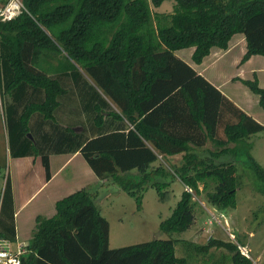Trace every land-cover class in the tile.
<instances>
[{
  "label": "trees",
  "instance_id": "obj_1",
  "mask_svg": "<svg viewBox=\"0 0 264 264\" xmlns=\"http://www.w3.org/2000/svg\"><path fill=\"white\" fill-rule=\"evenodd\" d=\"M165 1H172L171 12L153 11ZM6 2L0 0L2 5ZM22 3L17 17L0 21V98L9 95L17 104L6 111L11 157L39 156L50 179L52 151L33 143L27 133L35 112L53 119L64 90L57 79L47 76L42 64L63 55L74 84L78 87L81 82L95 94L96 89L102 91L122 117L113 115L120 126L90 139L65 130L62 141L67 148L55 152L78 151L97 179L132 197L137 210L148 189H154L162 203L169 200L173 181L178 179L184 189L171 215L159 224V232L167 238L117 249L108 247V223L91 192H74L56 202L53 216L35 219L21 264H187L213 247L233 253L227 257L231 264H251L240 250L244 244L211 240L198 245L172 237L193 225L194 197L204 194L217 211L236 208L242 178L238 168L243 165L253 190L264 196V167L253 158L249 141L264 131V124L238 108L176 52L193 48L191 60L201 64L212 49L226 50L231 38L241 34L246 44L241 62L264 57V0ZM242 83L258 97L264 112V87L256 79ZM27 88L42 92L43 100L23 104ZM99 122L104 124L101 118ZM177 155L180 161L173 166L160 160ZM13 215L12 186L6 178L0 239L8 242L15 238ZM176 245L184 247L185 257L176 256Z\"/></svg>",
  "mask_w": 264,
  "mask_h": 264
},
{
  "label": "crops",
  "instance_id": "obj_2",
  "mask_svg": "<svg viewBox=\"0 0 264 264\" xmlns=\"http://www.w3.org/2000/svg\"><path fill=\"white\" fill-rule=\"evenodd\" d=\"M0 6H2L1 3ZM169 6L172 10V4ZM155 11L168 13L164 10L160 11L159 8H155ZM245 46L243 35L237 34L231 38L226 50L212 49L201 64L190 61L193 48L187 53V57H178L238 108L258 123L264 124L262 119L256 118L264 117L262 109H260L262 111H258L259 116L253 114L257 112L256 108L259 106L258 97L242 83L243 80L256 79L259 87H264V57L252 56L245 63H241L245 54ZM230 56H232L233 64L239 69L238 72L228 76H222L221 72L211 75V70L216 68L219 62L221 65L217 67H221L224 60ZM252 62L260 63L261 66H253ZM68 64L63 55H57L42 64L43 71L47 76L57 79L64 92L57 98L53 119H45L35 112L30 118V130L27 133V137L33 143L36 140L45 147V150L52 151L49 154L51 173L49 180L45 177L39 156L11 157L6 111L8 107L14 106L16 103L9 95L4 94L0 98L2 103L0 112V204L6 178H9L13 193L15 225V238L10 242L12 251L24 249L34 231L35 219L39 216L45 218L53 216L57 201L92 184H109L107 181H98L78 151L59 150L60 152H55L57 149L67 148L68 144L62 141V137L67 134L65 130L71 129L75 134H82L85 138L90 139L115 130L120 126V123L112 118L113 115L117 114L122 117L115 103L102 91L96 89L97 94H95L86 85L80 84L81 82L77 87L73 82ZM79 71L82 74L81 70ZM233 93H236L237 98L233 96ZM22 99H24L23 104L25 105L36 104L43 100V93L27 88ZM18 109L19 112L21 107L19 106ZM99 118L103 119V125L100 124ZM44 137L48 138L45 142ZM180 158L181 155L168 157L169 162H165V165H176ZM177 181L180 182L178 179ZM181 185L184 187L182 183Z\"/></svg>",
  "mask_w": 264,
  "mask_h": 264
},
{
  "label": "rangeland",
  "instance_id": "obj_3",
  "mask_svg": "<svg viewBox=\"0 0 264 264\" xmlns=\"http://www.w3.org/2000/svg\"><path fill=\"white\" fill-rule=\"evenodd\" d=\"M170 4L172 1L163 2L159 7L160 11L170 12ZM190 50L177 51L176 55L180 58L187 57ZM231 57L226 58L221 67H217L221 65L219 62L216 68L211 70V75H217L219 72L222 76L236 74L239 69L233 64ZM252 65L261 66L257 62H252ZM233 96L237 98L236 93H233ZM256 109L257 112L253 114L259 116L258 111L262 110L259 106ZM256 118L264 122V117ZM249 141L252 143L253 158L264 167V131L252 136ZM160 160L166 164L161 158ZM166 161L169 162L168 159ZM245 168V165L238 168L242 178L239 181L241 187L236 193V208L217 211L206 203L204 194L194 197L197 205L193 225L187 231L173 234L172 237L198 245H205L211 240L244 244L240 250L251 264H264V221H261L264 216V196L253 190L251 175ZM242 169H245V174ZM85 189L91 192L96 208L108 223V247L117 249L146 243L155 238H167L159 232L158 227L171 215L184 187L177 180L173 181L171 196L164 203L158 200L154 189H148L143 193L140 210H137L132 197L112 184H92ZM175 254L179 258L185 257L184 247L176 245ZM232 254L224 248L213 247L206 254H197L188 259L187 264H231L227 257Z\"/></svg>",
  "mask_w": 264,
  "mask_h": 264
},
{
  "label": "built area",
  "instance_id": "obj_4",
  "mask_svg": "<svg viewBox=\"0 0 264 264\" xmlns=\"http://www.w3.org/2000/svg\"><path fill=\"white\" fill-rule=\"evenodd\" d=\"M22 0H7L0 6V21L7 22L13 20L23 11ZM2 103L0 100V112ZM23 249L12 251L10 242L0 239V264H21L20 256Z\"/></svg>",
  "mask_w": 264,
  "mask_h": 264
}]
</instances>
